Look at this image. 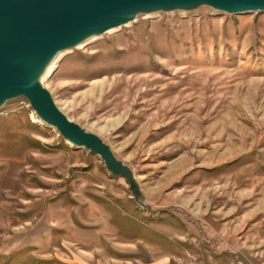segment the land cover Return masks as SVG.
Listing matches in <instances>:
<instances>
[{"label":"rangeland","instance_id":"obj_1","mask_svg":"<svg viewBox=\"0 0 264 264\" xmlns=\"http://www.w3.org/2000/svg\"><path fill=\"white\" fill-rule=\"evenodd\" d=\"M115 29L40 81L133 179L6 100L0 264H264V11L200 3Z\"/></svg>","mask_w":264,"mask_h":264},{"label":"water","instance_id":"obj_2","mask_svg":"<svg viewBox=\"0 0 264 264\" xmlns=\"http://www.w3.org/2000/svg\"><path fill=\"white\" fill-rule=\"evenodd\" d=\"M200 3L229 13L264 11V0H0V107L10 98L25 96L37 114L67 140L99 153L112 172L131 182L130 169L99 136L59 109L40 76L58 51L79 45L89 33L126 25L139 12Z\"/></svg>","mask_w":264,"mask_h":264},{"label":"bare ground","instance_id":"obj_3","mask_svg":"<svg viewBox=\"0 0 264 264\" xmlns=\"http://www.w3.org/2000/svg\"><path fill=\"white\" fill-rule=\"evenodd\" d=\"M113 29H115L114 27H111V28H109V31H111V30H113ZM116 30V29H115ZM96 34L95 33H89L87 36H85L84 37V40L80 43V44H83L86 40H88L89 38H91V37H93V36H95ZM82 46V45H81ZM62 51H58V53L57 54H59V53H61ZM54 58L55 57H53V59L47 64V66H46V68H45V70L44 71H46V70H48L51 66H52V62H53V60H54ZM51 70V69H50ZM41 77V76H40Z\"/></svg>","mask_w":264,"mask_h":264}]
</instances>
